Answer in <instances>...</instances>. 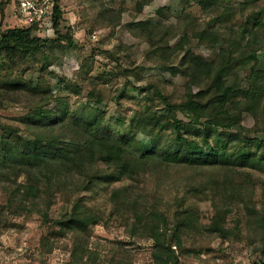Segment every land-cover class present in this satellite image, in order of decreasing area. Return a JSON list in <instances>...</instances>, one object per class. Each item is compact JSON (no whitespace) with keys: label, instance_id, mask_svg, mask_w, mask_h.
I'll use <instances>...</instances> for the list:
<instances>
[{"label":"trees","instance_id":"trees-1","mask_svg":"<svg viewBox=\"0 0 264 264\" xmlns=\"http://www.w3.org/2000/svg\"><path fill=\"white\" fill-rule=\"evenodd\" d=\"M195 1L204 9H214L213 0ZM10 2L3 0L2 5ZM61 2L54 0L51 15L56 39L38 37L31 28L0 33V59L11 71L26 72L40 56L44 74L37 84L0 82V110L11 104L24 107L33 118L49 117L54 92L46 75L51 48L64 39ZM263 14L264 9L252 17L251 29L242 25L235 35L225 36L207 27L184 32L173 45L167 36L152 32L155 22L137 24L139 37L148 45V60L162 68L180 54L181 77L197 91L175 100L164 77L151 78L143 89L161 100L163 110L152 127L138 126L136 121L130 134L115 139L90 132L91 126L78 122L22 127L0 120V230L11 218L37 215L54 224L60 235L43 237L45 254L65 241L68 264H89L95 257L104 264H147L131 260L123 248L102 259L98 249L91 247L89 228L109 222L103 211L84 204L81 193L102 189L111 204L108 218L125 223L131 236L153 241L150 264H181L180 255L201 254L202 250L195 249L205 234L229 240L230 217L236 211H251V193L262 186L250 169L264 165V154L247 149L264 148L262 140L250 137L264 127V43L259 40ZM158 16H163L160 9ZM194 40L213 54L188 49ZM118 54L113 55L119 63ZM131 68L130 63L126 76ZM94 97L95 90H91L89 98ZM179 111L188 123L178 119ZM245 113L253 117V128L244 126ZM166 131L171 133L170 144L159 150L157 140ZM138 133L145 139L139 140ZM198 197L212 203L213 215L206 225L189 201ZM60 201L63 211L53 219L50 212ZM190 241L193 248L187 249ZM253 264H264V260Z\"/></svg>","mask_w":264,"mask_h":264},{"label":"rangeland","instance_id":"rangeland-1","mask_svg":"<svg viewBox=\"0 0 264 264\" xmlns=\"http://www.w3.org/2000/svg\"><path fill=\"white\" fill-rule=\"evenodd\" d=\"M2 1L0 33L12 28H31L32 33L38 37L51 40L57 38L51 24L54 0L50 2V14H46L40 23L31 22L21 13L19 0H11L4 6ZM33 1L41 4L45 0ZM212 2H215L212 5L213 11L204 9L195 0H62L64 15L60 34L64 39L52 46L46 75L51 80L54 92V98L48 106L49 117L43 120L33 118L24 107L8 104L0 110V120L22 127L60 126L63 123L78 122L83 126H91L90 132L115 139L130 134L136 128V121L139 122L138 126H154L163 110L161 100L152 91L143 89L151 78L164 77L174 92L175 100L197 91L181 77L180 54L162 68L156 67L157 61L148 60V45L139 37L140 30L136 26L140 22H155L152 32L158 37L167 36L173 45L184 32L190 30L199 32L210 27L227 36L235 35V31L242 25L251 29L252 17L264 9V0ZM159 9L163 16H158ZM214 16H218L221 22H214ZM259 30V40L264 43V26ZM187 48L205 56L214 52L198 40H194ZM116 52L119 53V63L113 55ZM41 58L39 56L35 62H31L26 72H13L0 59V82L37 84L41 75H44L41 72ZM130 63L133 68L129 70V76H126L124 72ZM261 78L264 79V76ZM91 90H95L94 99L89 98ZM177 116L179 120L189 122L180 111ZM242 119L244 126L254 127L255 121L250 114L245 113ZM170 137V131L161 134L157 140L159 150L169 146ZM250 137H257L264 142V127L258 133H251ZM137 138L143 140L145 136L138 133ZM247 152H256L260 156L264 154V148L259 150L255 146L248 148ZM250 171L255 181L263 186L259 185L251 193L254 202L252 210H243L241 213L236 211L230 217L229 240L205 234L201 241H197L195 249V252L202 250V253L180 255L181 264H253L264 260V165ZM174 190L178 192V189ZM81 196H84L86 206L103 211L106 222H109L108 225H94L87 233L91 247L98 249L102 259L110 252L123 248L131 260L151 263L153 241L131 236L125 223L108 218L111 204L106 191L83 192ZM1 197L0 193V200ZM170 198H174V192ZM189 201L195 204L203 224H208L213 215L211 201L203 197ZM63 207L60 201L52 208L50 217L57 218ZM55 228L54 224L46 223L37 215L9 219L6 228L0 230V264H68L70 253L64 249L65 241L49 254L41 251L44 236L52 239L60 237ZM191 243L186 245L187 249L193 248ZM173 248L180 252L177 247ZM94 259L89 264H104L100 257Z\"/></svg>","mask_w":264,"mask_h":264},{"label":"built area","instance_id":"built-area-1","mask_svg":"<svg viewBox=\"0 0 264 264\" xmlns=\"http://www.w3.org/2000/svg\"><path fill=\"white\" fill-rule=\"evenodd\" d=\"M19 1H20L21 13L24 14L26 17H28L31 22L40 23L43 21L46 14H50L48 9L50 8L51 0H45L41 4H38V2H35L33 0H19ZM197 264H207V263L203 262Z\"/></svg>","mask_w":264,"mask_h":264}]
</instances>
